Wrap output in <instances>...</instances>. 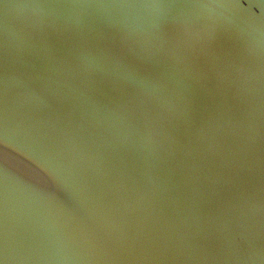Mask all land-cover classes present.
<instances>
[{"label":"water","instance_id":"obj_1","mask_svg":"<svg viewBox=\"0 0 264 264\" xmlns=\"http://www.w3.org/2000/svg\"><path fill=\"white\" fill-rule=\"evenodd\" d=\"M0 264H264V0H0Z\"/></svg>","mask_w":264,"mask_h":264}]
</instances>
